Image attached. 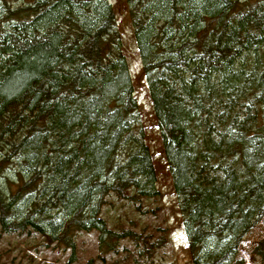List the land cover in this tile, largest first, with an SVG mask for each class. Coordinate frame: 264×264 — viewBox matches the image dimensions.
I'll list each match as a JSON object with an SVG mask.
<instances>
[{
    "label": "trees",
    "instance_id": "obj_1",
    "mask_svg": "<svg viewBox=\"0 0 264 264\" xmlns=\"http://www.w3.org/2000/svg\"><path fill=\"white\" fill-rule=\"evenodd\" d=\"M124 2L189 263L246 264L241 240L264 215V0ZM156 179L110 1L0 0L1 231L70 260L79 232L104 252L138 245L103 207L147 213ZM166 235L114 263L145 264ZM253 252L264 261V239Z\"/></svg>",
    "mask_w": 264,
    "mask_h": 264
},
{
    "label": "rangeland",
    "instance_id": "obj_2",
    "mask_svg": "<svg viewBox=\"0 0 264 264\" xmlns=\"http://www.w3.org/2000/svg\"><path fill=\"white\" fill-rule=\"evenodd\" d=\"M29 0H10L20 5ZM114 6L116 24L121 34L123 52L134 84V95L139 107V117L144 127L146 143L153 154L156 170L155 187L159 194L141 200L147 213H140L126 201H112L103 207V216L111 228L131 229L138 233V245L129 239L119 241L116 251H102L98 246L95 231L76 234V247L70 260V249L55 243L47 244L38 233H4L0 229V264H115L119 259L131 260L137 256V249L153 243L158 236L166 234L161 247L153 248L140 258L145 264H190L187 238L181 222V215L172 189V180L163 151V142L156 126L146 79L140 74V57L132 33V25L124 0H109ZM140 205V204H139ZM158 227L164 228L159 232ZM264 239V215L242 238L239 256L246 264H264L260 255L253 252ZM137 251V252H136ZM250 257L254 262H250Z\"/></svg>",
    "mask_w": 264,
    "mask_h": 264
}]
</instances>
